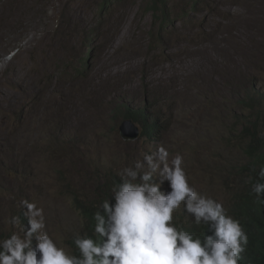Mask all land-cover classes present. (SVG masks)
<instances>
[{"label":"rangeland","instance_id":"rangeland-1","mask_svg":"<svg viewBox=\"0 0 264 264\" xmlns=\"http://www.w3.org/2000/svg\"><path fill=\"white\" fill-rule=\"evenodd\" d=\"M262 2L0 0V237L27 225L28 199L71 246L78 202L157 145L229 210L242 121L264 91ZM141 110L157 128L143 135L133 121L138 137L123 139V113Z\"/></svg>","mask_w":264,"mask_h":264},{"label":"clouds","instance_id":"clouds-1","mask_svg":"<svg viewBox=\"0 0 264 264\" xmlns=\"http://www.w3.org/2000/svg\"><path fill=\"white\" fill-rule=\"evenodd\" d=\"M253 171L246 182L254 181L251 194L264 204V165ZM118 175L111 196L92 214L90 231L75 233L71 246L49 229L43 207L22 199L27 225L0 237V264H241L249 243L244 225L221 200L197 189L183 155L170 158L157 145ZM179 213L205 231L184 227ZM19 221L12 216L6 223L15 229Z\"/></svg>","mask_w":264,"mask_h":264},{"label":"trees","instance_id":"trees-1","mask_svg":"<svg viewBox=\"0 0 264 264\" xmlns=\"http://www.w3.org/2000/svg\"><path fill=\"white\" fill-rule=\"evenodd\" d=\"M256 102L251 99L249 109L254 110V115L242 121L240 137L244 141L243 153L246 156V163L240 172L244 176L241 185L231 194L229 213L238 218L244 225L249 237V243L244 259L241 264H264V204L256 202L254 194H251L250 177L255 176L254 169L264 165V91L257 90L254 96ZM143 110L134 113L126 111L123 118L138 121L142 127L140 134H152L157 128V122L146 123L142 118ZM120 182V177H113L112 180L95 194V197L88 202H78V207L84 219V226L81 231L89 232L92 214L97 210L100 203L111 196V189ZM190 230L203 232L206 226L186 223L183 225ZM73 238V237H72ZM72 239L69 242L71 245Z\"/></svg>","mask_w":264,"mask_h":264},{"label":"water","instance_id":"water-1","mask_svg":"<svg viewBox=\"0 0 264 264\" xmlns=\"http://www.w3.org/2000/svg\"><path fill=\"white\" fill-rule=\"evenodd\" d=\"M119 131L123 139H136L139 135V129L132 119L125 118L119 125Z\"/></svg>","mask_w":264,"mask_h":264},{"label":"bare ground","instance_id":"bare-ground-1","mask_svg":"<svg viewBox=\"0 0 264 264\" xmlns=\"http://www.w3.org/2000/svg\"><path fill=\"white\" fill-rule=\"evenodd\" d=\"M256 1L258 2V1H260V0H256ZM262 3H263V6H264V2H262ZM257 4H258V3H257ZM257 4H256V5H257ZM259 6H260V5H259ZM257 7H258V6H257ZM260 7H261V6H260ZM251 9L253 10V7H252ZM251 9H249V11H250ZM255 9H256V8H255ZM243 10L245 11L244 8H243ZM256 10H257V9H256ZM256 10H255V11H256ZM249 11H248V12H249ZM252 12H253V11H252ZM231 13H232V12H231ZM242 13H243V12H242ZM245 13H247V12H245ZM253 13H254V12H253ZM258 13H259V11H258ZM260 14H261V13H260ZM234 15H235V14H234ZM242 15H243V14H242ZM249 15H250V13H249ZM249 15H248V16H249ZM252 16H253V15H252ZM250 17H251V15H250ZM252 18H253V17H252ZM259 18H260V17H259ZM254 19H255V18H254ZM76 24H77V23H76ZM243 28H244V27H243ZM240 30H241V29H240ZM241 31H242V30H241ZM235 35H236V34H235ZM256 37H257V36H256ZM255 46H256V45H255ZM249 47H250V46H249ZM10 103H11V102H10ZM10 103H9V104H10ZM7 106H9V105H7Z\"/></svg>","mask_w":264,"mask_h":264}]
</instances>
